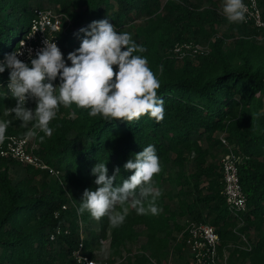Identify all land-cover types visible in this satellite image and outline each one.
<instances>
[{"label":"trees","instance_id":"16d2710c","mask_svg":"<svg viewBox=\"0 0 264 264\" xmlns=\"http://www.w3.org/2000/svg\"><path fill=\"white\" fill-rule=\"evenodd\" d=\"M259 2L264 14V0ZM47 8L72 22L59 34L66 62H71L68 54L80 47L79 30L93 21L108 18L117 32L130 33L147 50L136 54L147 58L160 82L157 92L164 100L165 115L159 123L143 116L129 124L89 117L87 110L75 105L61 106L50 122L52 136L41 140L44 133L32 123L21 127L14 114H5L16 101L0 96V121L9 122L6 136L24 138L32 132L39 146L36 154L59 172L58 179L0 159V264H78L73 254L80 241L79 220L85 233H91L84 249L91 259H96L91 240L110 241L113 253L120 255L141 223L151 244L161 236L157 249H169V229L178 217L214 226L223 245L236 241L232 228L237 222L225 203L221 167L207 161L208 155L223 148L221 136L235 151L250 157L240 166V180L248 204L243 232L254 241V248L240 252L234 261L264 264V40L254 38L260 32L219 19L215 6L201 10L202 0H0V60L26 37L34 10ZM221 25H229L226 34L219 32ZM189 41L209 43L210 53L185 60L172 56L177 43ZM8 78L9 70L0 73V81ZM148 145L155 146L161 166L153 177L161 193L155 202L158 214L138 215L129 206L120 227L109 229L105 216L99 232L91 230L85 224L90 214L81 215L78 208L84 191L96 190L93 167L105 163L109 176L119 167L115 181L119 185L132 175L124 164ZM173 166L179 168L175 179L169 174ZM19 170L25 175L21 179L12 174ZM166 183L175 184L177 193L165 192ZM165 197L176 198L179 209L170 210ZM58 229H70V234L51 240ZM143 259L139 263L149 262Z\"/></svg>","mask_w":264,"mask_h":264},{"label":"clouds","instance_id":"9594fccd","mask_svg":"<svg viewBox=\"0 0 264 264\" xmlns=\"http://www.w3.org/2000/svg\"><path fill=\"white\" fill-rule=\"evenodd\" d=\"M223 13L230 24L244 23V0H223ZM79 33H83L80 47L67 56L71 66L57 44L48 40L34 57L30 54V65L18 58L21 53L17 51L0 60V73L10 70L5 98L16 101L5 114H14L21 127L32 123L33 128L44 133L41 140L52 136L50 122L61 106L75 105L87 110L89 117L107 122L121 120L130 124L143 116L161 122L165 108L157 92L160 82L147 58L136 54L146 52V48L138 45L130 33L117 32L108 18L91 22ZM30 100L35 102L34 109L26 107ZM8 124L0 121V143L6 139ZM124 169L132 175L117 185L120 168L116 167L109 176L106 164L97 163L92 169L96 190L84 191L78 213L87 212L97 221L107 216L114 228L125 222L129 206L138 215L158 214L155 202L161 193L153 177L161 166L155 146L144 147L124 164Z\"/></svg>","mask_w":264,"mask_h":264},{"label":"built area","instance_id":"2783aa9c","mask_svg":"<svg viewBox=\"0 0 264 264\" xmlns=\"http://www.w3.org/2000/svg\"><path fill=\"white\" fill-rule=\"evenodd\" d=\"M221 1V0H218ZM246 5V20L244 25L260 32L264 38V14L260 7L259 0H244ZM66 15L57 13L53 9H35L31 19L29 32L22 39L14 50L20 52L19 59L30 65V54L35 56L36 51L45 46V41H53L60 48L59 34L65 33L71 25ZM258 36H254L256 38ZM178 60L192 59L197 56H206L210 53L209 43L195 41L177 43L170 52ZM10 71V70H9ZM10 78L0 81V96H6L7 85ZM58 85V82L55 81ZM14 100L11 97H8ZM15 101V100H14ZM34 101H29L26 107ZM28 136L20 138L15 135H7L3 143H0V159H9L26 166L35 167L43 172H48L52 177L59 179V172L49 166L39 155L36 154L39 146H31L28 143ZM225 153L221 160V171L224 183V198L230 216L237 224L232 228V233L237 237L236 241H229L222 244L217 229L205 222L190 220L187 221L184 230L178 241L185 247L189 264H235V257L240 252H252L254 241L249 235L243 232L246 227L244 215L248 211L247 197L244 193L240 180V166L250 157L241 152L235 151L223 136L220 137ZM66 209V206L63 207ZM58 217V214H56ZM80 241L78 248L74 251V259L78 264H110L107 261H98L89 258L84 252L85 231L83 222L79 220ZM70 234V229L56 230L51 235V240L56 236Z\"/></svg>","mask_w":264,"mask_h":264},{"label":"rangeland","instance_id":"374dc122","mask_svg":"<svg viewBox=\"0 0 264 264\" xmlns=\"http://www.w3.org/2000/svg\"><path fill=\"white\" fill-rule=\"evenodd\" d=\"M197 0H193L195 3ZM218 1V0H217ZM219 2V3H218ZM218 4H212L210 0H202V9L211 8L212 6H215L216 12L219 19L226 18L223 13V0L218 1ZM28 23V22H27ZM140 25L141 23H137ZM229 25H221L218 26V30L221 34H226L228 30ZM131 34H133L131 32ZM256 40L258 42H263L264 38L258 35L256 37ZM76 41L78 44H81L82 39L76 38ZM69 66H71V62H67ZM28 143L31 146H38V143L36 141V137L34 135H29L28 137ZM224 148V147H223ZM221 149L212 155H208L207 161L208 163H211L213 165H219L221 166V160L225 153L224 149ZM192 161V157L190 158ZM13 176H15L18 179H21L24 175V172L22 170L12 172ZM173 179L176 178L179 174V168L173 166L172 170L169 173ZM167 172L163 173L164 178H167L169 175ZM17 180V179H16ZM165 192H172L173 194L177 193V186L175 184L166 183L164 185ZM165 203L170 207L171 209H178L179 204L177 199L175 198L173 201H170L167 197H165ZM106 217L101 218L99 221L91 218L88 222H85L86 226L91 227V230L95 232H99L100 225L104 224V221ZM107 220L109 221L108 217ZM187 219H178L177 224L174 223L172 227H170L169 232L172 236H178L179 231L181 228L184 229ZM110 223V222H109ZM175 225L180 226V229H177ZM87 227V228H88ZM112 226L109 224V229H111ZM89 230V229H88ZM87 230V231H88ZM85 238L92 239L90 230L88 233H85ZM161 239V236L158 237L154 241V243L149 242L148 238V230L147 227L144 224H139L134 228V233L130 241L127 243V247L125 250H123L120 255H116L113 253V250L110 248L108 242L100 239V240H91V249L95 250L97 253V256L101 257L102 259L99 261H107L110 264H184L185 258H186V252L183 246L181 244H176L175 247H172L170 250H159V245L157 242ZM170 239V237H169ZM158 251L157 256L154 257L152 255L153 251ZM143 258L148 259V263H139V260H144ZM237 264V262L235 263ZM241 264V263H240Z\"/></svg>","mask_w":264,"mask_h":264},{"label":"crops","instance_id":"0c3cea01","mask_svg":"<svg viewBox=\"0 0 264 264\" xmlns=\"http://www.w3.org/2000/svg\"><path fill=\"white\" fill-rule=\"evenodd\" d=\"M224 149V148H223ZM225 150V149H224ZM178 209H179V207H178ZM178 209H171V210H178ZM187 219V217H178L176 220H175V224H177V222H178V219ZM191 219L190 218H188V220L187 221H190ZM174 225V223H172L171 222V227ZM179 227V229H180V226H178ZM184 229L183 228H181V230L179 231V233H178V236H172L171 235V241H170V244L171 245H169V246H171L168 250H170L172 247H175V245L178 243V244H181V246H183V244L180 242V241H178V238H179V236H180V234L182 233V231H183ZM106 242H108V244H109V246H110V248H111V244H110V241H106ZM184 247V246H183ZM184 249H185V247H184ZM93 251V254H94V256H95V258L99 261V260H101L102 258L101 257H99V256H97V253H96V251L95 250H92ZM185 252H186V258H185V261H184V264H189L188 263V255H187V251H186V249H185Z\"/></svg>","mask_w":264,"mask_h":264}]
</instances>
